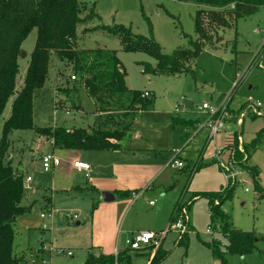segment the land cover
<instances>
[{
    "label": "rangeland",
    "instance_id": "374dc122",
    "mask_svg": "<svg viewBox=\"0 0 264 264\" xmlns=\"http://www.w3.org/2000/svg\"><path fill=\"white\" fill-rule=\"evenodd\" d=\"M81 1L88 5L94 2L99 17L78 26V49L116 50L128 73L127 86L142 91L143 95L149 92L145 97L154 95L155 102L150 109L141 112L131 111L124 115L119 112L109 115L95 113L94 103L84 88L73 90L66 96L63 89L67 88L68 82L70 87L74 83L68 81L74 74L73 66L52 57L48 79L35 93V125L56 123L70 128L88 125L104 128L105 118L113 126L116 122L112 120L123 118L130 123L131 129L122 141L124 150L121 152L87 153L86 160L92 166L89 178L74 171L75 150L55 151L61 164L54 170L45 171L40 153L35 148L40 135L34 130L10 133L7 158L25 180L32 179L25 183L22 200V206L32 209L20 215L15 223L16 253L24 255L28 264H84L89 249L99 247L108 251L101 242L108 244L112 236L111 250L116 251L125 248L128 240L141 232L168 231L159 247H148L151 253H155L163 244V250L169 252V256L161 264H222L206 243L216 242L226 251L227 238L220 224L211 225L208 199L201 196L195 200V195L218 191L228 184L215 150L223 151L222 161L228 162L224 164L232 169L227 148L237 140L250 144L264 126L261 116L264 114V64H259L260 56L255 57L264 52H259L264 50V6L220 30L221 42L204 44L201 54L190 63L193 71L181 75H154L143 73L141 65L143 62L155 67L157 61L154 57L143 52L124 51L120 35L102 29L88 33L85 30L96 25H122L135 34L150 36L152 29L163 52L171 54L178 48H188L190 40L197 39L195 16L203 7L180 0ZM36 38L37 29L23 42L22 52L27 56L19 58L18 91L23 85ZM74 92L80 94L82 100L76 101ZM225 95H230L231 99L226 130L210 138V129L199 125L207 119L201 108L204 103H213ZM249 98L263 106L259 109L250 107ZM14 99L13 96L9 100L0 118V139ZM188 100L192 102L189 107L186 106ZM73 102L77 105L84 102L85 110H75ZM176 116H180L184 126L180 123L174 125ZM184 134L187 138L183 137ZM227 134L232 135L228 141L230 145L227 144ZM175 149L179 150L177 158L184 164L181 170L168 165L176 155ZM44 150L54 152L47 151L46 147ZM248 164L258 168L259 185L264 188V142L251 152ZM234 165L251 183L237 182L234 197L225 202L223 209L231 216L233 226L251 233L254 241L252 250L245 254L225 253V264H264V198L246 169ZM189 166L197 169L193 173L186 171ZM101 187L140 188L127 191L130 195L133 191L143 195L138 200L126 196L114 201L116 203L101 205L99 190H96ZM182 197L184 203L195 201L189 212L177 217L184 225L176 229L175 222L171 225L170 217ZM47 198L52 199L51 207H47ZM150 200L157 201L155 207L149 205ZM112 206H116L113 212L119 216L114 226L110 224ZM51 211L52 217L47 220L41 217L42 213ZM74 215L78 218L73 219ZM45 224L47 229H44ZM188 226L186 244L176 243ZM148 259L147 255L135 257L133 264H147Z\"/></svg>",
    "mask_w": 264,
    "mask_h": 264
},
{
    "label": "trees",
    "instance_id": "16d2710c",
    "mask_svg": "<svg viewBox=\"0 0 264 264\" xmlns=\"http://www.w3.org/2000/svg\"><path fill=\"white\" fill-rule=\"evenodd\" d=\"M194 2L203 7L195 16L197 39L190 40L188 48H178L171 54H165L153 36L135 34L130 28L122 25H96L85 30L86 33L102 29L114 35H120L122 49L127 52H143L156 59V66L143 65V73L154 75H181L191 71L190 63L202 52L204 44L221 42L219 31L232 24L238 18L254 13L264 6V0H180ZM94 2L90 5L81 0H0V118L14 96L12 111L5 121L0 139V264H28L24 255H18L14 249L16 238L15 223L17 218L31 211L32 207L22 206L25 195V178L8 159L10 147L9 135L14 130H34L38 135L54 141V147L75 151H119L123 150V139L131 129L125 119H104L102 126L88 125L68 129L63 125L37 126L34 123V98L37 90L44 87L49 74L52 57L62 63L73 66L76 80L72 87L67 83L63 91L66 96L73 90L84 88L94 103V112L126 114L131 111L150 109L155 96L145 97L140 90L130 89L126 83L127 70L116 50L95 48L79 50L78 26L98 19ZM37 29L35 47L30 56L29 66L21 89L18 91L17 77L20 71L19 58L22 45L33 30ZM193 71V70H192ZM77 99L81 95L74 92ZM144 96V97H143ZM222 97V96H221ZM220 97V98H221ZM82 100V99H81ZM72 104V103H71ZM84 104V102H83ZM73 102L75 110L83 112L85 106ZM58 107V106H57ZM264 118V114L261 115ZM174 125L182 123L179 117L173 119ZM264 142V126L257 132L250 144L236 143L227 148L229 158L246 169L258 187L261 198L264 188L259 185V170L249 165L251 152ZM231 143V142H230ZM229 143V145H230ZM196 167H188L187 171L195 172ZM222 169V168H221ZM235 185L229 183L218 191L198 193L208 199L210 205L211 225L220 224L227 238L226 251L220 244L206 243L214 257H219L225 264V253L245 254L252 250L254 236L251 233L237 230L231 216L223 209L225 202L235 194ZM122 197L129 196L128 191L119 192ZM194 200V201H195ZM184 203V198L175 206L170 222L173 225L181 213L189 212L192 203ZM184 222V218H183ZM189 226L180 234L176 243L186 244ZM140 253V252H137ZM169 252L159 248L150 260V264H161ZM114 255L95 254L89 250L84 264H114ZM119 261L132 264V256L121 251Z\"/></svg>",
    "mask_w": 264,
    "mask_h": 264
},
{
    "label": "built area",
    "instance_id": "2783aa9c",
    "mask_svg": "<svg viewBox=\"0 0 264 264\" xmlns=\"http://www.w3.org/2000/svg\"><path fill=\"white\" fill-rule=\"evenodd\" d=\"M260 51H264V50H259ZM259 64L262 66L264 64V52L260 55L259 53L257 55H255V57H259ZM72 80H76L75 76H71ZM144 96H149V92H144ZM229 101L231 103V99H230V95H225L222 96L219 100L210 103V102H206L203 104L201 110L202 112L207 116V119L205 120L204 123L199 124L200 127H208L211 131V136L210 138H212L213 136H215V134H217L220 131L226 130L227 127V120L230 118V114H229ZM248 105L250 107L259 109L261 108L263 105L261 102L258 101H254L252 98H249L247 101ZM67 113H70L69 111H67ZM244 115V114H243ZM240 128V127H239ZM188 129H185V131H187ZM227 138V144L229 143L228 141L231 140L232 135H228L226 136ZM46 144H50L52 146H54V141L52 139H49L45 136H40L38 138V140L36 141V151L40 153V159L42 161V166L43 169L45 171H51L54 170V168L59 167L60 165V158L58 156L55 155L54 152H43V148L44 145ZM174 153H176V155L174 156V158L169 162V166H171L174 169H178L181 170L184 168V164L181 160H179L177 158L178 154H179V150L175 149ZM223 151L222 150H215V155L217 156V160L219 161L222 170L224 171V174L226 176V179L228 180V184L231 183L232 185H236L237 182H241L242 184H250L251 180L247 179L245 176V173L242 171H239L235 167L234 162H232V160L230 159V165H232V169H230V167L228 165V162H223L222 161V156H223ZM223 162V163H222ZM225 163V164H224ZM73 166L78 170V171H85L87 174L86 176L89 177V172L91 170V165L88 162L82 161V160H75L73 162ZM32 179L31 177H28L26 179V182H30ZM227 184V185H228ZM246 191H250L249 187H245ZM141 196V192H133L132 193V198L134 200H137L138 198H140ZM155 201H151L150 205H154ZM185 212V211H184ZM53 216V211H51V213H42L41 217L44 220H47L48 218ZM73 219H77L78 216L74 215L72 217ZM182 220H177L175 222V226L174 228L176 229H181L182 228ZM44 229H47V225H44ZM208 231H210V229H208ZM168 231H162L159 233H155V232H149V231H145V232H141L135 236H133L131 239L128 240L127 242V246L125 248L122 249H129V250H134V251H142L147 247H159L161 244V241L163 239L166 238ZM121 248H118L115 252H114V264H123L119 261V255L120 252L122 251ZM68 255H73L72 252H68ZM44 264H46V262H44Z\"/></svg>",
    "mask_w": 264,
    "mask_h": 264
},
{
    "label": "crops",
    "instance_id": "0c3cea01",
    "mask_svg": "<svg viewBox=\"0 0 264 264\" xmlns=\"http://www.w3.org/2000/svg\"><path fill=\"white\" fill-rule=\"evenodd\" d=\"M35 47V46H34ZM33 52V51H32ZM31 52V53H32ZM31 53H30V56H31ZM121 60V59H120ZM30 62V61H29ZM29 66V65H28ZM130 88V87H129ZM130 89H132V88H130ZM152 92V91H151ZM153 93V92H152ZM154 94V93H153ZM154 96V95H153ZM221 97V96H220ZM220 97L217 99V100H219L220 99ZM188 102H189V105L187 106V107H189V106H191L192 105V102L190 101V100H188ZM176 117H179L180 118V116H176ZM175 118V117H174ZM182 119V118H181ZM180 124H182V126H184L183 125V123H180ZM54 125H56V123L54 124ZM48 126H51V125H48ZM65 127H67V126H65ZM68 129H72V128H70V127H67ZM183 137L184 138H187V136L184 134L183 135ZM46 147V149H48L47 151H54V153H55V151H58V152H64V151H62V149H58V148H56V147H54V146H52V145H50V144H46V145H44V148ZM44 148H43V152H46V150H44ZM124 150V149H123ZM122 150H119V151H111V152H114V153H117V152H121ZM89 152H91V151H87V152H85V151H75L74 152V155H76V159L75 160H82V161H85V162H88L86 159H87V157H88V155L89 154H87V153H89ZM97 152V151H96ZM12 157V156H11ZM83 157V158H82ZM61 164V163H60ZM91 165V164H90ZM60 166V165H59ZM192 166H190V168H191ZM58 168V167H57ZM55 169V168H54ZM73 169H74V171L76 172V173H79V174H87L85 171H78L74 166H73ZM186 171L188 170V168L187 169H185ZM91 171H92V166H91V170H90V172H89V175L91 174ZM87 178H89V177H87ZM31 182V181H30ZM25 183H26V180H25ZM29 183V182H28ZM130 189H133V188H96V190H99L98 191V193H99V196H100V201L102 202L101 203V205H105V204H108V203H113L114 201H116L117 199H120V198H123L122 196H120L119 195V192H125V191H130ZM138 189H140V188H137V189H133V190H138ZM149 189V188H148ZM103 192H110V193H112L113 195H114V199L112 200V201H110V202H106V201H104L101 197H102V193ZM133 192H138V191H133ZM132 192V193H133ZM132 193H131V195H129V197H131L132 196ZM143 194L141 193V196H142ZM140 196V197H141ZM139 199V198H138ZM137 199V200H138ZM45 201H46V204H47V207H51L52 206V199L51 198H47V199H45ZM151 201H154V200H150L148 203H149V205H150V202ZM114 203H116V202H114ZM156 204H157V201L155 200V204L154 205H150V206H152V207H155L156 206ZM101 207V206H100ZM115 207L116 206H112V212H113V210L115 209ZM172 214V213H171ZM118 220H119V216L117 215V214H115L114 212L112 213V216H111V219H110V224L112 225V226H114V225H116L117 223H118ZM17 221V220H16ZM78 223V222H77ZM79 224H80V222H79ZM149 232H154V231H149ZM101 244H102V246H104L105 248H107L108 249V251H106V250H102L101 248H97V247H93L92 249H89V250H91V251H93L95 254H104V255H111V254H114V252L115 251H112L111 249H112V245H113V236H112V238L110 239V241H109V243L108 244H105V243H102L101 242ZM148 248V247H147ZM147 248H145V250H143V251H137V252H140V253H137V252H135V253H132V252H127V253H129L131 256H132V264H133V259L135 258V257H139V256H143L144 257V255H147L148 256V262H147V264H150V260H151V258L154 256V252L153 253H151V251L149 250V248L147 249ZM161 249H163V244H162V246H161ZM89 250L87 251V254H88V252H89ZM86 258H87V256H86ZM85 261H86V259H85ZM85 263V262H84Z\"/></svg>",
    "mask_w": 264,
    "mask_h": 264
},
{
    "label": "water",
    "instance_id": "95a60500",
    "mask_svg": "<svg viewBox=\"0 0 264 264\" xmlns=\"http://www.w3.org/2000/svg\"><path fill=\"white\" fill-rule=\"evenodd\" d=\"M21 55H22V57L27 56V54L25 52H22ZM188 105H189V102L186 101V106H188ZM101 198L106 202H110L114 199V195L110 192H103ZM77 224H79V222Z\"/></svg>",
    "mask_w": 264,
    "mask_h": 264
}]
</instances>
